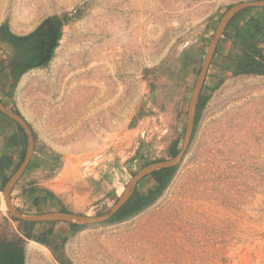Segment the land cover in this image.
<instances>
[{"label": "rangeland", "instance_id": "obj_1", "mask_svg": "<svg viewBox=\"0 0 264 264\" xmlns=\"http://www.w3.org/2000/svg\"><path fill=\"white\" fill-rule=\"evenodd\" d=\"M248 1L257 0H0V29L20 38L51 17L62 20L50 59L20 73L0 39V101L34 141L12 206L24 215L97 217L139 171L172 159L168 148L175 142L178 153L183 143L220 20ZM260 13L264 26V13L252 9L220 38L191 141L157 199L122 220L35 224V238L49 228L52 235L48 246L24 239V264H264V76L234 64L249 45L246 22ZM257 45L264 55V41ZM11 121L0 113V156L12 157L6 183L27 148L26 137L8 146L17 130ZM6 183L0 179V238L9 240L29 227L5 208ZM154 186L150 176L136 189ZM35 195L47 204L34 207Z\"/></svg>", "mask_w": 264, "mask_h": 264}, {"label": "water", "instance_id": "obj_2", "mask_svg": "<svg viewBox=\"0 0 264 264\" xmlns=\"http://www.w3.org/2000/svg\"><path fill=\"white\" fill-rule=\"evenodd\" d=\"M248 9H264V0H257V1H248L242 2L232 6L229 10L225 12L222 16L220 23L211 39L210 45L207 49L206 56L201 66V70L198 75V79L196 81L195 87L193 89L189 108H188V115H187V126L185 131V136L183 143L178 151V153L170 160L159 161L153 164H150L139 171L129 182L125 191L123 192L122 196L117 200L115 205L111 210L107 213L97 216V217H89L84 215H76L73 213H61V212H47L42 214H32V215H24L17 209H15L10 201V194L14 187L16 186L17 182L20 180L22 175L24 174L26 168L31 162L34 150V141L31 129L27 125V123L17 115L16 113L10 112L8 109L0 101V113L8 117L10 120L15 122L23 131L26 141H27V148L25 152V157L23 162L21 163L18 170L13 174V176L8 180L6 183L3 191V201L4 206L7 209L8 213L12 217V219L17 220L22 223L27 224H47V223H67L70 225H78V226H88V225H96L101 224L109 221L112 217H114L122 207L127 203L129 198L134 193L136 186L146 177H150L153 173L176 167L182 160L184 153L189 146L191 141V137L193 134L194 128V116L195 110L198 103L199 95L204 85L208 69L210 67V63L212 58L216 52L218 43L220 38L223 36L226 28L230 24V22L241 12L248 10ZM51 27L50 21L46 20L39 28L38 31L45 33V28ZM0 39L2 43V47L6 49L8 55L13 56L16 61L22 63L23 59L19 56H14V46L6 42L2 32L0 34ZM57 36L54 35L50 42L47 44V55L44 60H41L39 64L45 62L46 59H50L51 51L54 49L56 45ZM23 68L18 69V73L22 72Z\"/></svg>", "mask_w": 264, "mask_h": 264}, {"label": "trees", "instance_id": "obj_3", "mask_svg": "<svg viewBox=\"0 0 264 264\" xmlns=\"http://www.w3.org/2000/svg\"><path fill=\"white\" fill-rule=\"evenodd\" d=\"M260 12L264 13V9H258ZM252 11V9L245 10L241 13H239L228 25V27H231L233 23L235 22L236 18H238L240 15L245 14L247 12ZM261 18V13L253 15L252 18L248 22H246L244 35L246 38H248L249 45L246 49L242 50L241 54L235 61V67L239 71V73L243 75H258V76H264V55L261 51V49L258 47L257 43L264 41V26H261L259 24V20ZM56 28V34H57V40L60 37V28L62 25V20L59 17H51L49 19ZM0 31L2 32L4 38L6 40L10 41H17L21 38L14 35L10 32V30L7 27H1ZM205 102V98H202L199 96L198 103H197V114L194 119V128L195 130V124L197 122V118L200 114V111L203 107V104ZM17 115H19L17 113ZM12 123L16 124L15 122L11 121ZM17 130L12 133L8 139L7 143L9 147H21L25 145V136L23 134L22 129L16 124ZM168 154L171 157H174L177 154V143L173 142L170 144L168 148ZM24 158V153L21 154V160ZM12 165V157H10L7 154H2L0 156V179L1 184H5L7 179L5 178V171L9 169ZM176 167L164 169L158 172H155L151 175L152 180L156 183V186H154L152 189L148 190L145 193H140L135 189L132 196L129 198L127 203L122 207V209L109 221H117L122 220L125 218H128L142 210H144L146 207H148L150 204H152L157 197L163 192V190L166 188L167 184L169 183L170 179L172 178ZM35 193V190L29 189L27 191L28 195H31ZM50 193H48L49 195ZM33 206L39 207L40 205H46L47 200L45 196L35 195L33 196ZM61 213H67L64 210H60ZM15 222H19L17 220L12 219ZM21 223V222H19ZM57 223H51L52 226L56 225ZM29 229L22 234V237L16 234L12 235V238L2 239L0 238V264H24V239L26 240H34L35 242L48 246V242L45 238L46 235H52V229H48L44 234L39 235V237L35 238L32 234V228L35 224H27ZM71 228L75 229L80 226L78 225H71Z\"/></svg>", "mask_w": 264, "mask_h": 264}, {"label": "flooded vegetation", "instance_id": "obj_4", "mask_svg": "<svg viewBox=\"0 0 264 264\" xmlns=\"http://www.w3.org/2000/svg\"><path fill=\"white\" fill-rule=\"evenodd\" d=\"M50 26L51 27L45 28V33L36 30L33 34L21 38L16 42L15 41L9 42L8 40L5 39L7 43L12 44L14 46V50H15L14 56L15 57L19 56L20 58L23 59L22 63L18 61L16 62L19 69L31 68L36 65H39L40 61L46 58L47 44L50 42L51 38L54 35H57L55 25L51 21H50Z\"/></svg>", "mask_w": 264, "mask_h": 264}]
</instances>
